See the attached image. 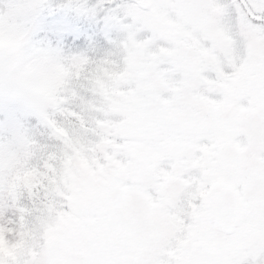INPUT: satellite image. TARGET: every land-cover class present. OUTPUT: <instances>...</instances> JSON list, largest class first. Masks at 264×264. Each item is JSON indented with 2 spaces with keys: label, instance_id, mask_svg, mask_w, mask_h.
Wrapping results in <instances>:
<instances>
[{
  "label": "snow or ice",
  "instance_id": "6c2138e0",
  "mask_svg": "<svg viewBox=\"0 0 264 264\" xmlns=\"http://www.w3.org/2000/svg\"><path fill=\"white\" fill-rule=\"evenodd\" d=\"M122 16L35 108L52 143L0 167V264H264V0Z\"/></svg>",
  "mask_w": 264,
  "mask_h": 264
},
{
  "label": "rangeland",
  "instance_id": "374dc122",
  "mask_svg": "<svg viewBox=\"0 0 264 264\" xmlns=\"http://www.w3.org/2000/svg\"><path fill=\"white\" fill-rule=\"evenodd\" d=\"M131 0H39L31 33L35 48L90 61L116 57L127 37L123 6ZM142 35V34H141ZM75 107V105H70ZM25 139L51 144L50 129L36 110L14 101H0V143ZM27 203V201H25Z\"/></svg>",
  "mask_w": 264,
  "mask_h": 264
},
{
  "label": "clouds",
  "instance_id": "9594fccd",
  "mask_svg": "<svg viewBox=\"0 0 264 264\" xmlns=\"http://www.w3.org/2000/svg\"><path fill=\"white\" fill-rule=\"evenodd\" d=\"M39 0H0V101L32 108L58 95L68 58L56 51L35 48L31 33ZM29 151L25 140L0 143V167L6 178L15 162ZM242 218L232 225L239 227ZM20 249L17 254H22Z\"/></svg>",
  "mask_w": 264,
  "mask_h": 264
}]
</instances>
